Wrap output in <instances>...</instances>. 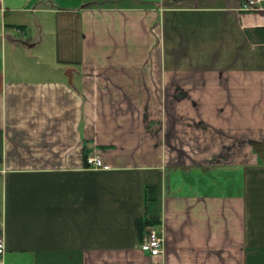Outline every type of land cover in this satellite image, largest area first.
<instances>
[{
    "label": "crops",
    "instance_id": "0c3cea01",
    "mask_svg": "<svg viewBox=\"0 0 264 264\" xmlns=\"http://www.w3.org/2000/svg\"><path fill=\"white\" fill-rule=\"evenodd\" d=\"M244 2L0 0V264H264V1Z\"/></svg>",
    "mask_w": 264,
    "mask_h": 264
},
{
    "label": "rangeland",
    "instance_id": "374dc122",
    "mask_svg": "<svg viewBox=\"0 0 264 264\" xmlns=\"http://www.w3.org/2000/svg\"><path fill=\"white\" fill-rule=\"evenodd\" d=\"M30 57H29V59L27 60V62H25L24 61V63H23V66H20L21 67V71H22V73L24 74V72H26V74H28V72L26 71V70H28V69H30V68H32L33 66H35V64H36V61H37V57H38V51L37 50H34V51H31L30 53ZM44 61H46L45 59H43ZM11 61H12V57H8V65H10L11 64ZM42 61V60H41ZM44 61H42L39 65H38V67H40V68H46V69H49V66H50V62L49 61H47L46 63H44ZM22 63H20V64H22ZM8 67V66H7ZM36 67V66H35ZM48 67V68H47ZM10 73H12V71H10ZM39 75H41L40 74V72H36V73H32V76H28V75H26L23 79H28V78H33V77H36V76H39ZM172 88H170L169 90H171ZM181 89H178L174 94L175 95H180V96H185L186 94L181 90ZM172 92H174V90L172 91ZM200 127H204L202 124H200L199 125ZM183 136H181V138H180V141L181 142H191V141H189V139L191 138V137H189V136H184L183 138H182ZM192 138H194V139H197L199 142H200V144L202 145V146H206L205 144H211V143H213V142H216V141H218V142H223V137H222V135L221 136H215L214 134L213 135H211L210 133H206V132H202V133H200V134H197V135H195L194 137H192ZM220 139V141L219 140H217V139ZM173 154V153H172ZM222 154V153H221ZM175 155V154H174ZM220 155V154H219ZM219 157V156H218ZM218 157H216V159L218 158ZM214 159V158H213ZM215 160V159H214ZM221 169H217V168H208L207 170H204V169H201V168H192L188 173L190 174V176H188V175H185L184 173L182 174V178H181V180L182 181H185V180H187L189 177H192L193 175L196 177V178H200V180H204V181H206V180H212V178H213V180H220L221 179V177H222V171H220ZM189 181V180H188ZM210 188V190H212V187H209ZM199 192L200 191H202L201 189L200 190H198Z\"/></svg>",
    "mask_w": 264,
    "mask_h": 264
},
{
    "label": "built area",
    "instance_id": "2783aa9c",
    "mask_svg": "<svg viewBox=\"0 0 264 264\" xmlns=\"http://www.w3.org/2000/svg\"><path fill=\"white\" fill-rule=\"evenodd\" d=\"M264 0H245L241 5V10L245 12L256 11L259 3ZM86 164L88 168L108 170L110 167L103 163L101 158L96 155H89L86 158ZM165 241L160 233L153 228H150L143 237L140 244V250L144 253H148L151 257H159L164 253ZM5 252V245L3 238L0 237V257ZM152 264H160L158 262H152Z\"/></svg>",
    "mask_w": 264,
    "mask_h": 264
},
{
    "label": "trees",
    "instance_id": "16d2710c",
    "mask_svg": "<svg viewBox=\"0 0 264 264\" xmlns=\"http://www.w3.org/2000/svg\"><path fill=\"white\" fill-rule=\"evenodd\" d=\"M258 145H259V144L253 143V144H252V148H253V151H254L255 153H257V154L260 156V152H259V150H258ZM86 157H87V155L85 154V159H86ZM153 222H154V221H153ZM153 222H152V220H147V219H145V220H139V221H137V226H138L140 232H142V230H143L146 226H149V225L153 224Z\"/></svg>",
    "mask_w": 264,
    "mask_h": 264
},
{
    "label": "water",
    "instance_id": "95a60500",
    "mask_svg": "<svg viewBox=\"0 0 264 264\" xmlns=\"http://www.w3.org/2000/svg\"><path fill=\"white\" fill-rule=\"evenodd\" d=\"M66 75L68 76V83H71V70L68 69L67 72H66Z\"/></svg>",
    "mask_w": 264,
    "mask_h": 264
}]
</instances>
